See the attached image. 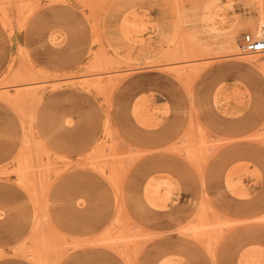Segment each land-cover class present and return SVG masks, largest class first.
<instances>
[{
    "label": "rangeland",
    "instance_id": "374dc122",
    "mask_svg": "<svg viewBox=\"0 0 264 264\" xmlns=\"http://www.w3.org/2000/svg\"><path fill=\"white\" fill-rule=\"evenodd\" d=\"M262 22L0 0V264H264V53L238 47Z\"/></svg>",
    "mask_w": 264,
    "mask_h": 264
},
{
    "label": "built area",
    "instance_id": "2783aa9c",
    "mask_svg": "<svg viewBox=\"0 0 264 264\" xmlns=\"http://www.w3.org/2000/svg\"><path fill=\"white\" fill-rule=\"evenodd\" d=\"M262 36L260 38H251V35L245 36L239 42L238 47L240 52L247 53H264V22L260 23Z\"/></svg>",
    "mask_w": 264,
    "mask_h": 264
},
{
    "label": "crops",
    "instance_id": "0c3cea01",
    "mask_svg": "<svg viewBox=\"0 0 264 264\" xmlns=\"http://www.w3.org/2000/svg\"><path fill=\"white\" fill-rule=\"evenodd\" d=\"M148 168H149V165H145V166L143 167V170H148Z\"/></svg>",
    "mask_w": 264,
    "mask_h": 264
}]
</instances>
